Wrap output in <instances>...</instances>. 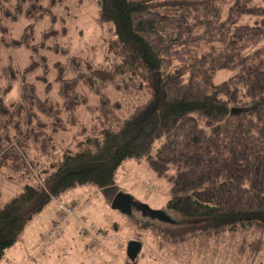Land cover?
I'll return each instance as SVG.
<instances>
[{"label": "trees", "instance_id": "obj_1", "mask_svg": "<svg viewBox=\"0 0 264 264\" xmlns=\"http://www.w3.org/2000/svg\"><path fill=\"white\" fill-rule=\"evenodd\" d=\"M61 1L0 0V64L8 54L0 71V261L51 198L85 184L111 188L128 158H145L170 182L165 209L182 220L157 229L166 241L264 232V0H99L113 31L104 64L60 44L66 26H55L54 7ZM22 16L29 22L15 38L11 24ZM46 17L52 23L34 42ZM21 47L30 52L24 67L11 53ZM52 51L68 59L51 66ZM51 67L58 100L50 96ZM218 71L229 75L216 82ZM17 81L20 100L9 104ZM109 87L129 102L112 100ZM72 127H80L74 149L57 141ZM2 179L21 190L2 198ZM263 246V239L250 244L254 252ZM137 256L127 254L125 264Z\"/></svg>", "mask_w": 264, "mask_h": 264}, {"label": "rangeland", "instance_id": "obj_2", "mask_svg": "<svg viewBox=\"0 0 264 264\" xmlns=\"http://www.w3.org/2000/svg\"><path fill=\"white\" fill-rule=\"evenodd\" d=\"M48 1L44 0L45 3ZM98 1L62 0L54 7L59 19L55 26L60 29L62 25L66 26V33L59 37V42L69 55H82L96 64H104L113 31L112 25L101 19ZM28 22L22 16L11 24L15 38L21 36ZM51 23L46 17L36 24L34 42L41 40L42 32ZM11 53L20 67L28 64L30 52L26 48L12 49ZM51 54V66L56 61L64 63L68 59L62 52ZM7 55L0 64V71L7 61ZM51 70L49 79L54 88L50 96L58 100L57 71L52 67ZM37 72L40 73V70ZM228 75V72L218 71L215 81L219 82ZM28 79L35 81L34 74L29 75ZM38 81V93L45 97L44 84ZM21 89V82L17 81L6 96V102L11 104L20 100ZM77 89L88 98L89 104H97L98 96L88 87L79 83ZM107 92L112 100H120L124 105L129 102V98L112 87ZM127 109L123 108L121 114L126 115ZM78 114L82 123L89 125L87 106L82 105ZM79 130L80 127H72L66 132H59L57 141L64 147L74 149ZM61 135L65 138L63 142H60ZM1 186L2 198L21 190V185L10 179H2ZM118 191L132 195L152 209L165 210L173 220H182L177 213L165 209L170 197V182L158 176L145 158H128L119 167L116 182L111 188L85 184L68 189L58 198H51L27 224L17 242L5 251L0 264H125L128 261L127 247L132 240L142 243L137 264H264V246L258 252L250 248L252 242L264 240L263 231L240 229L172 243L163 239L157 230L172 229L168 222L143 215L138 209L131 214L114 209L112 201ZM69 208L74 210L68 211Z\"/></svg>", "mask_w": 264, "mask_h": 264}, {"label": "water", "instance_id": "obj_3", "mask_svg": "<svg viewBox=\"0 0 264 264\" xmlns=\"http://www.w3.org/2000/svg\"><path fill=\"white\" fill-rule=\"evenodd\" d=\"M240 109L238 108H232V112H239ZM112 207L114 209H118L124 213L131 214L133 209H138L142 212L143 215H148L151 218L159 219L164 222L173 223L174 220L166 213L165 210H155L152 209L147 203L140 202L137 199H135L132 195L123 192L118 191L115 193L113 201H112ZM142 247V243L137 240H132L129 242L127 247V254L131 258H135L138 253L140 252Z\"/></svg>", "mask_w": 264, "mask_h": 264}, {"label": "built area", "instance_id": "obj_4", "mask_svg": "<svg viewBox=\"0 0 264 264\" xmlns=\"http://www.w3.org/2000/svg\"><path fill=\"white\" fill-rule=\"evenodd\" d=\"M72 210H73V208H69V209H68V211H72Z\"/></svg>", "mask_w": 264, "mask_h": 264}, {"label": "flooded vegetation", "instance_id": "obj_5", "mask_svg": "<svg viewBox=\"0 0 264 264\" xmlns=\"http://www.w3.org/2000/svg\"><path fill=\"white\" fill-rule=\"evenodd\" d=\"M114 195H115V194H114ZM134 209H135V208H134ZM134 209H133V210H134Z\"/></svg>", "mask_w": 264, "mask_h": 264}]
</instances>
